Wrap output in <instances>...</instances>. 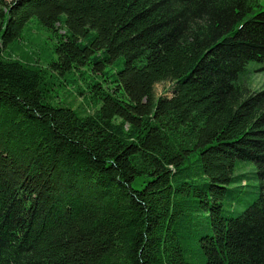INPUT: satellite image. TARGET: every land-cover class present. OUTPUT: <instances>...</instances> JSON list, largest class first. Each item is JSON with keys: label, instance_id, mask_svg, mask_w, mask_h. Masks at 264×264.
Returning a JSON list of instances; mask_svg holds the SVG:
<instances>
[{"label": "trees", "instance_id": "obj_1", "mask_svg": "<svg viewBox=\"0 0 264 264\" xmlns=\"http://www.w3.org/2000/svg\"><path fill=\"white\" fill-rule=\"evenodd\" d=\"M260 1L0 0V264H264Z\"/></svg>", "mask_w": 264, "mask_h": 264}, {"label": "rangeland", "instance_id": "obj_2", "mask_svg": "<svg viewBox=\"0 0 264 264\" xmlns=\"http://www.w3.org/2000/svg\"><path fill=\"white\" fill-rule=\"evenodd\" d=\"M11 1V0H8ZM261 8L264 9V0L260 1ZM32 25V35H33V40L36 42L38 45H43L44 47L51 46L52 44V39L50 38L49 34L44 31L40 30L36 27V25ZM0 46H2V38L0 37ZM10 47L6 45L4 47V51H8ZM249 67H251L252 71L248 74L249 78L248 80L250 81V88L251 89H260L264 85V69H262L263 63L260 62H255L251 61L248 64ZM170 83L169 82H161L155 85V93L156 96L160 95H167L170 96ZM65 90L71 91L73 90L69 86H65L62 89H59V95L64 96L66 95ZM81 102V97L79 95H76V99L74 101L75 104ZM256 181L254 179H251V184L255 183Z\"/></svg>", "mask_w": 264, "mask_h": 264}]
</instances>
